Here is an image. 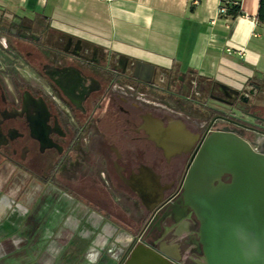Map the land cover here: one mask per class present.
Wrapping results in <instances>:
<instances>
[{"label": "crops", "instance_id": "obj_1", "mask_svg": "<svg viewBox=\"0 0 264 264\" xmlns=\"http://www.w3.org/2000/svg\"><path fill=\"white\" fill-rule=\"evenodd\" d=\"M221 1L0 0V21L46 23L117 58L123 55L129 62L152 64L158 79L170 73L181 77L180 82L197 78L235 90L249 80L264 85V24L255 20L258 0H239L238 12L218 16ZM191 107L194 111L196 105ZM218 125L228 126L222 121ZM143 128L165 153L180 151L190 138L193 140L185 125L164 124L151 115L144 117ZM172 141L175 145L168 146ZM94 163L87 175L94 189L87 192L88 204L60 190L55 211L52 204L30 206L26 211L0 207V264H52L56 256L40 261L42 256L36 250L45 247L49 253L47 241L56 236L66 238L65 244L58 246L65 247V260L70 264L121 262L133 237L141 232L136 221L142 213H149L148 205L163 200L165 186L146 165L128 171L118 162ZM97 169L105 184L114 181L115 189L98 184ZM134 203L142 213L133 214ZM147 243L157 245L149 239ZM174 243L169 241L164 250L174 254Z\"/></svg>", "mask_w": 264, "mask_h": 264}, {"label": "flooded vegetation", "instance_id": "obj_2", "mask_svg": "<svg viewBox=\"0 0 264 264\" xmlns=\"http://www.w3.org/2000/svg\"><path fill=\"white\" fill-rule=\"evenodd\" d=\"M8 23L7 28L0 22V26L7 28V34L0 33V160L14 164L30 161L31 169L43 170L50 165L52 156L54 163L67 169L75 159L73 150L85 146L99 156L94 164L118 162L128 171L141 165L151 167L165 186V197L155 213L146 214L141 232L134 237L142 234L146 244L149 239L162 247L176 241L182 248L184 264L194 261L204 264L200 247L195 244L198 222L182 198L186 169L208 127H212L211 132L229 128L242 133L249 141L264 137V107L255 103L264 87L258 85V90L253 89L257 84L247 81L243 88L249 99L243 103L235 89L219 83L205 86L195 82L193 85L192 81L187 86L186 81L180 82L177 78L173 83L184 90H167L168 101L189 112L186 114L184 110L183 115L177 116L112 91L114 82L155 91L165 83L168 89L171 81L167 77L156 79L155 73L150 83L140 81L133 77L130 62L123 72L118 58L110 52L55 31L46 23L14 19ZM34 24L41 29V34H33ZM17 39L29 40L31 44L20 46ZM19 61L36 82L20 78L16 66ZM251 89L253 93L249 94ZM193 105L196 108L191 111ZM147 115L160 118L164 124L181 119L193 140L190 138L180 151L165 153L148 138L143 128ZM240 116L247 120L245 126L242 118L241 121L236 118ZM202 120L205 128L200 127ZM221 121L228 126H219ZM48 170L52 172L53 167L50 165ZM222 180L228 181L229 176ZM128 249L120 264L128 257Z\"/></svg>", "mask_w": 264, "mask_h": 264}, {"label": "water", "instance_id": "obj_3", "mask_svg": "<svg viewBox=\"0 0 264 264\" xmlns=\"http://www.w3.org/2000/svg\"><path fill=\"white\" fill-rule=\"evenodd\" d=\"M128 62L126 56H118L123 72ZM130 64L134 70L133 77L151 82L155 74L152 64L140 60ZM252 87L259 89L258 85ZM253 89L248 90L249 94ZM246 92L243 87L236 90L243 103L249 99ZM236 118L243 119L244 126L248 123L241 116ZM172 122L180 128L185 125L181 119ZM262 138L249 141L242 133L223 128L201 138L192 152L182 184V198L198 222L196 244L200 247L204 264H264ZM167 145L175 144L172 141ZM224 176H229V180L223 181ZM159 204L148 205V212L155 213ZM133 241L135 244L129 246L128 257L122 264H180L176 245L172 248L173 256L162 245L146 244L142 234L133 237Z\"/></svg>", "mask_w": 264, "mask_h": 264}, {"label": "rangeland", "instance_id": "obj_4", "mask_svg": "<svg viewBox=\"0 0 264 264\" xmlns=\"http://www.w3.org/2000/svg\"><path fill=\"white\" fill-rule=\"evenodd\" d=\"M4 24L6 25L7 28L10 27L9 23L5 22ZM32 32L35 35H39L42 33L41 29L37 27V24L32 29ZM4 34H7V32ZM18 41H19L18 43L22 44L20 46L23 47L31 44L29 40L26 41L18 40ZM16 46H19V44ZM1 47L2 45L0 44V49ZM16 66L18 67L17 71L19 73L20 78L27 81L36 82L32 77V73L29 71L27 67H25V65L21 61L17 62ZM156 79H158V77ZM173 81H171V83L169 84L168 89L166 88L167 85H165V83H163V85L160 86L161 89H158L157 91L145 89L144 87L141 86L137 87V89L138 91L144 92L149 100L154 102H159L161 104H166L167 106L177 110L178 112L184 113V110H180L176 108L172 102L168 101L169 92L166 91L168 90V91L176 92L178 89H180L179 84H174ZM192 81L198 84H203L205 86L207 85L206 82L199 80L197 78H194ZM185 83L187 86L191 84L190 81H186ZM255 103L264 106V91L259 92ZM212 105H216V103L214 104L212 102ZM147 106H152V105H147ZM185 112L186 114H189L188 111ZM102 113H103V109L100 111V114ZM234 113L237 114L238 116L240 115L238 111ZM93 150L94 149H88V147L85 146L83 147V149L77 148L76 150H73L72 157L73 158L75 157V159L73 162H71V164L68 166L67 169H64V166L61 167L60 165H59L60 167L58 166V168H55L57 164L54 163L55 158H53L52 156L49 157L50 165L51 167H53L52 172L48 170L50 165L47 168H44L43 170H40V168L38 169L35 168V170H33L31 169L30 161H26V162L19 161L17 165L6 160H0V207L12 206L13 208L18 209L19 211H26L32 206L33 207L35 206L36 208L41 207L43 205L49 207L52 204L51 207H53L52 209L55 211L56 207H59L60 190H63L64 192L68 193L74 198L77 197L80 201H83L84 203L88 204V201H90L89 200L90 197L88 196L89 194L87 192L90 191L91 189L94 191V189L93 187H91L92 182L87 177L88 171L89 174H91V169H93L92 168L93 166L92 164L88 165L87 160L92 159V161H96V159H98L99 157L97 156V153L94 152ZM76 171L78 172L77 174H75ZM97 174L98 175H96V180L102 188H106L109 190L108 186H110L111 189H115L116 184L114 183V181L113 182L108 181V184H105V182L102 180V177H100L98 169H97ZM50 197L52 198L51 200L55 198V201H50V199H48ZM46 201H47V205H46ZM133 207H134L133 214L134 212H141L139 205L137 203H134ZM131 216L132 218H134V215ZM144 218L145 215L142 213V215L136 221V226L141 230L143 228ZM115 220L117 221V224L120 223L117 218H115ZM165 231H167V228L165 229ZM47 242H48L47 244H49L47 248L49 249V253L45 252L44 250L45 247L44 248L42 247L40 249L37 248L38 250H36V251H40V254L42 256L40 258V261L42 260V258L43 260L45 259L52 260V258L56 256V259L52 262V264H70L65 260V252H66L65 247L61 248L60 246H58V244H65L66 238L59 240L58 237L56 236L54 239H49V241ZM48 254L49 256L47 257L44 256ZM25 257L23 256V258ZM45 264H48V262L46 261ZM105 264H109V263H105ZM116 264H120V263H116Z\"/></svg>", "mask_w": 264, "mask_h": 264}, {"label": "built area", "instance_id": "obj_5", "mask_svg": "<svg viewBox=\"0 0 264 264\" xmlns=\"http://www.w3.org/2000/svg\"><path fill=\"white\" fill-rule=\"evenodd\" d=\"M106 1H112V0H106ZM232 5L233 6H239V0H236L234 2H228V1H224V0L221 1L220 4H219V7H218L217 15L218 16L226 15L228 13V8L230 6H232ZM226 51H227V53H230V50L229 49H226ZM192 84L194 85L195 82L192 81ZM112 91L115 92V93L124 95V96H126V97H128V98H130V99H132V100H134V101H136L138 103H140V104H143V105H152V106L161 108L163 110H168V111H170L171 113H173V114H175L177 116L183 115L181 112H178L177 110H175V109L167 106L166 104H161L159 102H154V101L149 100L146 97V95H145L144 92L138 91V89H136L134 87V85H132V84H120L118 82H114L112 84ZM185 117L188 118L187 115H185ZM199 124H200V127L201 128H205L206 127L204 121L203 122H200ZM211 128L208 127L206 129V132H205L204 136H206V135H208V134L211 133V130H212ZM196 241L197 240H195V244H196ZM165 245H166V243H165ZM175 245L177 246V251L176 252H177V254L180 257V264H184V262L181 259L180 244L178 242L174 243L173 246H171V249L174 248ZM171 255L175 256V253L174 254H171ZM191 264H199V263L194 261V262H191Z\"/></svg>", "mask_w": 264, "mask_h": 264}, {"label": "trees", "instance_id": "obj_6", "mask_svg": "<svg viewBox=\"0 0 264 264\" xmlns=\"http://www.w3.org/2000/svg\"><path fill=\"white\" fill-rule=\"evenodd\" d=\"M228 11L229 12H232V13H236L239 11V8L237 6H230L228 8ZM255 20L257 21V23H261V24H264V0H258V8H257V13H256V16H255ZM7 32V29L3 26H0V33L1 34H4ZM167 78L169 79V81H173V80H177V75H171L170 73H167ZM193 79L190 78L189 80L188 79H184V82L185 81H192ZM257 85H260L261 87H264V85L262 84H258ZM181 88V87H180ZM182 90H184L183 88H181ZM180 107H183L182 105H180ZM59 166V163L57 162L56 164V167L55 168H58Z\"/></svg>", "mask_w": 264, "mask_h": 264}, {"label": "bare ground", "instance_id": "obj_7", "mask_svg": "<svg viewBox=\"0 0 264 264\" xmlns=\"http://www.w3.org/2000/svg\"><path fill=\"white\" fill-rule=\"evenodd\" d=\"M150 131V130H149Z\"/></svg>", "mask_w": 264, "mask_h": 264}]
</instances>
